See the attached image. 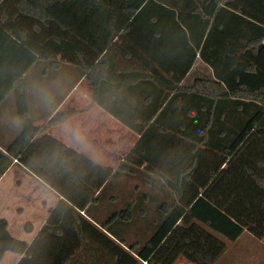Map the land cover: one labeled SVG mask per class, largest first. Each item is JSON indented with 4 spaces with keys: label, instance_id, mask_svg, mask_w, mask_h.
Wrapping results in <instances>:
<instances>
[{
    "label": "trees",
    "instance_id": "1",
    "mask_svg": "<svg viewBox=\"0 0 264 264\" xmlns=\"http://www.w3.org/2000/svg\"><path fill=\"white\" fill-rule=\"evenodd\" d=\"M115 47L128 60L124 66L110 55ZM4 54L11 56L5 89L21 88L23 103L17 104L19 133L0 139V176L15 160L61 198L31 242L14 237L1 217L0 259L9 251L21 255L15 264H80L87 252L92 264H142L185 212L229 240L244 230L264 235V0H0ZM62 61L76 67L77 77L62 93L51 90V101L34 116L22 74L34 63L46 74ZM161 70L173 81L160 79ZM81 76L98 100L104 82L144 79L163 91L153 115L185 118L175 126L157 115L136 126L140 137L113 171L46 132L75 112L53 113ZM49 116L46 124L35 123ZM191 148L198 156L193 168L168 166L161 170L166 183L151 186L168 195L150 200L158 213L145 242L126 244L122 229L133 218L123 211L99 223L118 242L79 213L136 155V164L174 162L182 157L178 151Z\"/></svg>",
    "mask_w": 264,
    "mask_h": 264
},
{
    "label": "crops",
    "instance_id": "2",
    "mask_svg": "<svg viewBox=\"0 0 264 264\" xmlns=\"http://www.w3.org/2000/svg\"><path fill=\"white\" fill-rule=\"evenodd\" d=\"M110 55L115 62L123 66L128 62L127 59L120 58L123 55L116 47L113 51L110 50ZM8 57L11 58L10 55L5 54L0 57V139L2 142L9 141L19 133L21 124L17 104L23 103L21 88L16 92L5 89L7 85L5 78L8 79V74L11 73L8 69V63L11 60H8ZM61 63L47 70L46 74H43L39 64L34 63L22 74L25 82L21 84L24 83L27 105L34 112V116L43 112L47 103L51 101L46 97L51 90L56 94L62 93L77 77L75 66L64 61ZM120 69L125 72L138 71L143 74L149 72L145 67L136 69L121 67ZM156 74L167 82L173 81L167 71L161 70ZM97 92L99 100L92 98L84 76L79 77L53 113L69 108H74L76 111L67 119L48 124L46 132L115 171L141 135L135 131V127L155 119L158 115V111L153 115L152 107L160 102L163 91L144 79L141 82L131 79L128 83L119 85L104 82L97 87ZM50 117H41L35 123L46 124ZM157 117L165 122L174 121L175 126L176 122L185 118L181 113L162 114ZM73 132L78 134L74 136ZM25 136L26 133H20L14 144L19 143ZM192 153V148L185 149L177 152L182 157L174 162L156 158L154 161L143 159L138 164L136 162L141 157L136 155L131 158L133 162L128 161L119 173H112L108 178L104 189L107 193L104 197L101 194L97 201L88 206L89 210H79V213L98 230L118 242L99 223L107 220L115 212L123 211L125 216L133 218V224L122 229L126 244L145 242L154 230L151 220L158 213L157 209L149 207L150 200L157 195L159 197L168 195V189L164 192L159 189L152 192L150 187L163 186L166 183L161 170L168 166L183 168L191 165L193 168L198 156ZM183 156L186 159H183ZM23 187L26 188L25 192ZM46 193L52 194L51 205L46 202V197L49 196ZM60 198L61 196L53 189L15 160L0 176V218H6L8 230L14 237L19 238L21 233H25L27 237L21 239L27 242H31L46 221L49 211ZM24 212L33 218L32 221L19 220L16 214L20 215ZM84 225L91 228L85 222ZM126 244L120 243L128 249ZM7 253L10 252L7 251L5 254ZM11 253L13 258L8 264H15L21 255ZM133 254L137 256L136 253L133 252ZM92 261L93 257L87 252L80 258V264H92ZM142 264H264V235L258 238L244 230L238 237L229 240L194 222L192 216L185 212L149 258L142 260Z\"/></svg>",
    "mask_w": 264,
    "mask_h": 264
},
{
    "label": "rangeland",
    "instance_id": "3",
    "mask_svg": "<svg viewBox=\"0 0 264 264\" xmlns=\"http://www.w3.org/2000/svg\"><path fill=\"white\" fill-rule=\"evenodd\" d=\"M74 109V108H73ZM75 111H76V109H75ZM84 154V153H83ZM86 155V154H85ZM93 155H95V153L93 154ZM87 156V155H86ZM145 188H148V187H145ZM23 189H24V192L26 191V188L25 187H23ZM150 190L152 191V192H156V190L155 189H153L152 187H150ZM107 193V190L102 194V197H104V195ZM47 195L49 194V196L48 197H46V202L48 203V205H51L52 204V200H51V197H52V194H50V193H46ZM45 194V195H46ZM40 195V194H39ZM44 197V196H43ZM17 216H18V218H19V220H21V221H27V219H30L31 221H32V217L31 216H28V213H26V212H24V213H22V214H20V215H18V214H16ZM18 220V221H19ZM33 223H35V222H33ZM38 225V224H37ZM36 225V226H37ZM34 228H35V226H34ZM24 237H27L26 236V234L25 233H21V235L19 236V238L21 239V238H24ZM11 253V252H10ZM10 253H7V254H5V256L0 260V264H8V263H10L11 261H12V258H13V255H11Z\"/></svg>",
    "mask_w": 264,
    "mask_h": 264
},
{
    "label": "clouds",
    "instance_id": "4",
    "mask_svg": "<svg viewBox=\"0 0 264 264\" xmlns=\"http://www.w3.org/2000/svg\"><path fill=\"white\" fill-rule=\"evenodd\" d=\"M78 133H76V132H73V135L75 136V135H77Z\"/></svg>",
    "mask_w": 264,
    "mask_h": 264
}]
</instances>
